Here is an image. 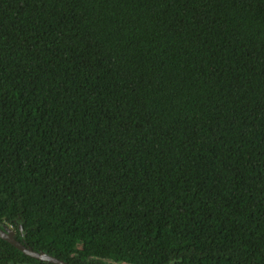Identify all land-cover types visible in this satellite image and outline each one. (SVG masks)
<instances>
[{"label": "trees", "instance_id": "1", "mask_svg": "<svg viewBox=\"0 0 264 264\" xmlns=\"http://www.w3.org/2000/svg\"><path fill=\"white\" fill-rule=\"evenodd\" d=\"M3 224L72 264H264V0H0Z\"/></svg>", "mask_w": 264, "mask_h": 264}, {"label": "water", "instance_id": "2", "mask_svg": "<svg viewBox=\"0 0 264 264\" xmlns=\"http://www.w3.org/2000/svg\"><path fill=\"white\" fill-rule=\"evenodd\" d=\"M20 229L22 228L20 227ZM0 237L8 241L12 245H14L16 248H18L20 251H22L26 255H29L33 258L46 261V262H50L53 264H72L63 259H59L45 251L34 250L31 246L19 241L15 237V231L7 224H4L2 227H0Z\"/></svg>", "mask_w": 264, "mask_h": 264}, {"label": "flooded vegetation", "instance_id": "3", "mask_svg": "<svg viewBox=\"0 0 264 264\" xmlns=\"http://www.w3.org/2000/svg\"><path fill=\"white\" fill-rule=\"evenodd\" d=\"M4 225V224H3ZM16 237V236H15Z\"/></svg>", "mask_w": 264, "mask_h": 264}]
</instances>
